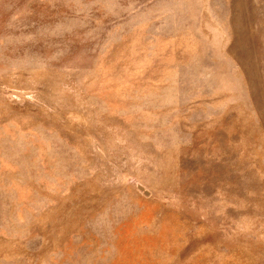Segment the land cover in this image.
<instances>
[{"label":"rangeland","instance_id":"obj_1","mask_svg":"<svg viewBox=\"0 0 264 264\" xmlns=\"http://www.w3.org/2000/svg\"><path fill=\"white\" fill-rule=\"evenodd\" d=\"M0 264H264V0H0Z\"/></svg>","mask_w":264,"mask_h":264}]
</instances>
